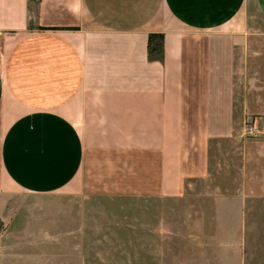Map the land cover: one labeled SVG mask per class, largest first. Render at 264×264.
Returning a JSON list of instances; mask_svg holds the SVG:
<instances>
[{"label":"crops","instance_id":"0c3cea01","mask_svg":"<svg viewBox=\"0 0 264 264\" xmlns=\"http://www.w3.org/2000/svg\"><path fill=\"white\" fill-rule=\"evenodd\" d=\"M263 37L264 0H0L5 231L49 238L53 222L66 236L64 198L176 199L209 178L212 153L242 137L236 80ZM250 85L251 191L264 189V100ZM228 199L241 230L243 194Z\"/></svg>","mask_w":264,"mask_h":264},{"label":"rangeland","instance_id":"374dc122","mask_svg":"<svg viewBox=\"0 0 264 264\" xmlns=\"http://www.w3.org/2000/svg\"><path fill=\"white\" fill-rule=\"evenodd\" d=\"M258 40L244 52L236 80V96L249 106L236 127L242 137L228 139L225 153H212L209 178L192 181L176 199L64 198L66 236L53 222L49 238L23 232L24 222L16 231L0 222L8 247L0 264H264V189L250 191L244 184L250 174L242 173L243 149L262 136L256 114L250 115L252 78L264 100V37ZM251 124L258 134H248ZM238 192L244 197L241 230L234 223L238 207L228 199Z\"/></svg>","mask_w":264,"mask_h":264},{"label":"built area","instance_id":"2783aa9c","mask_svg":"<svg viewBox=\"0 0 264 264\" xmlns=\"http://www.w3.org/2000/svg\"><path fill=\"white\" fill-rule=\"evenodd\" d=\"M248 131V134L252 136L258 134L259 132L258 128L254 124L249 125Z\"/></svg>","mask_w":264,"mask_h":264}]
</instances>
